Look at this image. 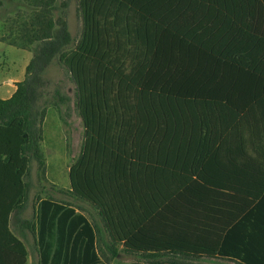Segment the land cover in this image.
Returning <instances> with one entry per match:
<instances>
[{
    "label": "trees",
    "instance_id": "1",
    "mask_svg": "<svg viewBox=\"0 0 264 264\" xmlns=\"http://www.w3.org/2000/svg\"><path fill=\"white\" fill-rule=\"evenodd\" d=\"M26 1L37 11L24 45L37 44L0 98V258L25 264L28 228L39 264H112L121 253L138 264H264V181L230 150L246 130L264 143V0L207 9L224 22L196 0H78V38L65 14L54 17L56 0ZM55 60L84 125L68 195L95 214L47 196L27 219L48 105L71 100L56 90L41 103Z\"/></svg>",
    "mask_w": 264,
    "mask_h": 264
},
{
    "label": "rangeland",
    "instance_id": "2",
    "mask_svg": "<svg viewBox=\"0 0 264 264\" xmlns=\"http://www.w3.org/2000/svg\"><path fill=\"white\" fill-rule=\"evenodd\" d=\"M63 2H67L66 7ZM37 11L26 0H0V98H6L12 87L7 84L8 78L21 80L25 77L26 66L34 55L37 43L24 45V24ZM66 15L72 35L78 38L82 29V18L78 9V0H56L54 17ZM50 81L47 93L41 103H50L56 90L71 97L69 105L60 109L48 105L43 123L42 149L46 164L40 168L36 160L30 164L27 180L31 190L25 216L32 218V203L39 197L53 196L68 199L82 205L85 212L92 217V206L84 201L75 200L68 195L70 189L69 171L81 152L84 140V125L80 114L74 106V83L66 69L55 60L46 72ZM17 86V82H15ZM31 252H34L30 244ZM135 257H127L121 253L112 264H138ZM204 264H238L231 260L206 258ZM36 264V263H33Z\"/></svg>",
    "mask_w": 264,
    "mask_h": 264
},
{
    "label": "crops",
    "instance_id": "3",
    "mask_svg": "<svg viewBox=\"0 0 264 264\" xmlns=\"http://www.w3.org/2000/svg\"><path fill=\"white\" fill-rule=\"evenodd\" d=\"M195 2H196L195 3L196 7L206 10L204 14V18L206 19H208L209 17L219 18L220 22H224L227 19L228 21H231L232 17H228L227 15L223 13L217 14L215 12L214 14H212L213 16H210L209 14H207V9L209 8L226 9V8H235V7H241V6L253 7V6L262 5L263 3L262 0H196ZM213 21H216V20H211V22ZM19 81L20 80L14 81V79L8 78L7 84L10 85L12 89L9 92V95L7 97L13 94V92L17 88V86L15 85V82H19ZM256 134L258 135V133ZM230 150L231 152H233V154L236 157L239 156L241 158V159L240 158L237 159L238 163L246 162L245 160L247 159L248 162L253 164V168H254L253 170H256L260 175H258L257 172L252 173V180L262 178L264 181V143L261 146L254 144L251 132L246 130L244 132V139H242V144L239 140V143H234V145H231ZM37 204H38V201L35 203H32L34 210ZM27 207H28V203H27ZM25 210L22 216L27 219H33L34 215L32 218L25 216V213H26ZM20 236L24 240L27 250H28L25 264H33V263L39 264V253L35 245V235L33 234V232L29 230L28 228H23L21 230ZM30 244H32L34 252H31ZM0 264H21V263L19 261V256L16 254L15 256H10L9 258H6V259L0 258Z\"/></svg>",
    "mask_w": 264,
    "mask_h": 264
}]
</instances>
